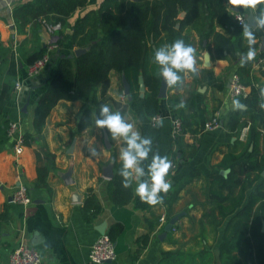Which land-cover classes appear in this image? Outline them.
I'll use <instances>...</instances> for the list:
<instances>
[{"label": "crops", "instance_id": "obj_1", "mask_svg": "<svg viewBox=\"0 0 264 264\" xmlns=\"http://www.w3.org/2000/svg\"><path fill=\"white\" fill-rule=\"evenodd\" d=\"M27 1L30 0H12L13 5L10 6L7 0H0V91L4 83L12 86L10 98L0 110V264H10V254L20 244L37 247L42 252L43 264H157L162 252L168 249L188 252L210 249L215 254L214 264H221L220 243L233 214L221 221L216 201L227 200L212 194V179L216 173L227 176L231 167L245 161L254 147L251 144L248 152L239 158L225 161L228 153L243 152V141L250 130L246 129L244 136L240 137V132L227 125L229 113L236 108L233 101L240 102L239 98H231L229 80L232 74L237 73L244 81L238 70L249 49L243 35L244 26L226 24V20L220 21L216 17L209 37H203L191 25L185 24L180 28L177 24L180 28L176 33L177 40L195 50L196 71L178 72L180 81L168 86L166 96L160 97L162 136L156 154L170 160L172 152H176V167L170 169L169 177L172 185L167 193H160L161 203L149 205L140 200L135 194L138 183L151 185L149 165L153 156L147 157L138 164L144 170L143 176L137 177L134 170H129L132 173V198L123 205H117L111 197L109 183L116 171V163L122 162L120 151L127 148V144L123 137H113L106 127L97 126L96 121L104 118L101 106L106 104L110 112H119L124 121L133 126L132 131L139 132L142 138H147L152 117L145 112L141 100L129 99L124 92L125 73L113 69L109 81L99 85L87 103L83 99H60L48 114L42 130L38 131L34 125L38 98L46 91L49 77L56 70L59 52L70 56L78 47L70 40L66 41L62 51L59 47L54 50L55 61L32 79H26V68L30 63L26 61L27 56L44 47L50 38L57 40L60 37V32L49 34L41 24L22 27L16 21L14 7ZM101 1L89 0L88 6L76 10L69 22L83 15L87 9L98 7ZM237 10L246 16L253 11L259 19L256 6L241 9L228 6L232 14L230 19L234 16L236 21ZM185 13V10L181 11L182 16ZM247 26L251 31L257 30L258 34L255 36L257 46L252 47L256 57L251 60L249 73L244 78L248 77L252 84L264 90V28L250 25L248 19ZM215 32L224 33L234 42L232 51L222 58L215 54ZM113 34L114 31L102 34V41L107 42ZM242 48L247 51H241ZM207 51L210 52V64H206ZM13 57L19 63L16 75L10 73ZM141 77L144 75H139V97H144L140 89ZM19 78H23L24 85L18 91L15 83ZM244 84L250 91L251 85ZM88 104L94 106L92 120L84 129H79L81 112ZM240 105L246 107L242 103ZM176 112L187 120L179 141L171 132V119ZM215 115L220 116L221 126L205 129L204 122ZM11 121L21 123L23 134L31 133L30 143H25L19 156L14 149V138L7 131ZM260 131L258 151L264 152V127ZM93 150L96 155H92ZM48 152L54 153L55 166L46 178L48 185H37L38 167L47 164ZM109 167L113 172L111 176L106 174ZM193 169L197 170L196 175L180 188L176 200L166 202L170 190H174L173 185ZM20 183L27 186L32 197L29 204L13 201V194ZM221 190L230 196L236 195L239 189L223 186ZM88 194H94L102 205L100 211L89 219L86 216L90 214L82 209ZM179 212L183 214L172 230L161 237L168 219ZM162 215L166 216L163 223L160 221ZM118 225L121 229L113 237L117 256L93 262L90 251L95 240L103 232L116 230ZM262 229L264 231V217ZM144 235H148L145 245L142 243ZM244 261L262 264L256 256L255 261L248 257Z\"/></svg>", "mask_w": 264, "mask_h": 264}, {"label": "trees", "instance_id": "obj_2", "mask_svg": "<svg viewBox=\"0 0 264 264\" xmlns=\"http://www.w3.org/2000/svg\"><path fill=\"white\" fill-rule=\"evenodd\" d=\"M88 4L89 0H30L14 7L15 19L22 27L26 24L40 26L42 18L52 21L61 20L64 28L57 39L59 51H62L63 44L68 40L76 47L89 45V48L80 54L75 52L73 55L65 56L59 52L56 70L49 77L46 91L38 98L34 116V125L38 131L42 130L48 114L60 99H83L87 103L92 96L94 97L98 86L109 81L110 71L113 69L125 73L131 84L133 98L141 100L147 115L153 117L160 110L158 91L162 78L159 74L161 68L154 61L156 54L154 45L158 49L170 46L177 40L176 33L185 24L200 31L203 37H209V31L213 29L216 17L220 21L226 20V24L238 25L237 19L234 21V16L230 19L232 14L230 15L228 6L234 9L242 8V6L230 5L228 0H102L98 7L87 9L83 15L70 23L69 18L76 10L86 8ZM182 10L186 11L184 16L181 15ZM262 13H264V0L256 5L259 19ZM177 24H180V28H177ZM112 31L114 34L110 40L103 42L102 34ZM252 32L254 37L258 34L257 30L253 29ZM214 37L217 57L222 58L232 51L234 42L230 37L222 32H215ZM254 46H257V42L251 47ZM241 51L246 52L247 49L242 48ZM43 52L44 47L36 49L27 56L26 61L28 63L34 61ZM250 64L251 61H246L238 69L243 82L251 85L247 96L239 97L240 103L246 107L233 109L227 117V125L237 133L250 122L249 134L243 141V152L239 154L230 152L225 161L239 158L243 153L248 152L251 144H254V147L245 161L231 167L227 176L216 173L212 179V194L227 200L216 201L221 221L233 214L220 243L221 264H247L245 258L255 261V256L264 264L262 229L264 152L258 151L260 128L264 127V91L252 84L248 77L244 78V75L249 73ZM18 66L19 63L13 57L10 66L12 75L17 74ZM140 74L144 75L147 87L144 97H139ZM220 86L223 87L222 84ZM11 90L10 84H3L0 91V110L10 98ZM93 108L92 104H88L82 110L79 129H84L91 122ZM183 122L187 124L185 117ZM161 136V124L151 122L147 134V138L151 140L148 157L154 156L158 151ZM180 136L181 134L176 140L179 141ZM24 137L25 142L30 143L31 133L24 134ZM175 157L176 152L173 151L170 161ZM54 158V153L48 152L47 164L38 167L37 185H48L46 178L51 168L55 166ZM122 168L123 162L116 163V171L109 183L111 197L117 205L127 203L133 196L131 181L130 187H123L124 178L120 175ZM196 173L197 170L193 169L173 185L174 190H170L168 198H165L166 202L176 200L180 188ZM170 175L171 171L166 177ZM223 186L238 187V193L224 195L221 190ZM101 208L102 205L94 194L86 196L82 209L86 214H90L86 216L88 219ZM120 229L121 226L118 225L116 230L110 232L112 238ZM147 237L148 235L142 237L143 245L146 244ZM215 260V254L210 249L194 252L168 249L162 252L157 264H214Z\"/></svg>", "mask_w": 264, "mask_h": 264}, {"label": "clouds", "instance_id": "obj_3", "mask_svg": "<svg viewBox=\"0 0 264 264\" xmlns=\"http://www.w3.org/2000/svg\"><path fill=\"white\" fill-rule=\"evenodd\" d=\"M261 2L262 0H228V3L234 7L242 6L245 8H254ZM257 26L264 28V13L257 20ZM243 35L248 41L249 49L246 60H241V66L246 61H251L256 57V51L251 47L255 43V37L247 25L244 26ZM194 52L195 50L191 46H185L182 40H176L170 46L162 47L156 51L154 61L160 66L161 71L159 74L169 87L176 85L180 81L181 78L177 74L178 72L184 70L196 71ZM233 105L236 108L242 107L239 101H233ZM101 115L104 118L96 121L97 126L106 127L113 137H123L127 144V148L121 149L119 159L123 162V168L120 172V175L124 178L123 187L128 188L131 186L130 176L132 174L129 170H134L137 177L144 175V170L138 164L148 157V153L151 151V140L142 138L139 132L132 131L133 126L126 123L119 112H110L106 104L101 106ZM92 155H96L94 150ZM171 168L172 162L166 156L161 157L156 154L152 157V162L149 165L151 185L142 182L138 183L135 188V194L141 201L149 205H156L162 202L160 193H167L171 187L170 183L165 179Z\"/></svg>", "mask_w": 264, "mask_h": 264}, {"label": "built area", "instance_id": "obj_4", "mask_svg": "<svg viewBox=\"0 0 264 264\" xmlns=\"http://www.w3.org/2000/svg\"><path fill=\"white\" fill-rule=\"evenodd\" d=\"M10 6L13 5L12 0H7ZM235 17L239 25H247V16L241 11H235ZM42 25L49 34L58 33L64 28V24L61 20L52 21L47 18L41 19ZM264 35V30H263ZM59 47L57 40L49 39L44 45V52L41 56L37 57L34 61L30 62L26 68V79H32L39 74L42 70L46 69L50 63L55 61L54 50ZM24 85L23 78H19L15 83V89L21 90ZM249 90L240 76L237 73L232 74L230 78L229 94L231 98H239L247 96ZM153 123H158L162 119V114L157 113L152 118ZM221 126L220 116L215 115L211 119L204 122L205 129H216ZM250 128V122L245 125L240 131V137H243L245 130ZM263 130V129H262ZM8 134L14 138V149L19 156L22 154L25 146V137L22 131V126L19 121L9 122L7 128ZM171 132L176 138L178 135L184 132L183 118L179 113H175L171 119ZM18 160V159H17ZM172 169L176 167V161L171 160ZM166 181L170 182L169 177H165ZM151 184V180H150ZM13 201L22 204H29L32 201V197L28 192V188L25 184L20 183L13 194ZM161 223L166 221V216L162 215L160 219ZM117 256V250L115 242L109 232H103L98 236L92 245L90 251V258L93 262L99 263L105 260L114 259ZM10 264H43L42 252L33 245L20 244L15 247L10 254Z\"/></svg>", "mask_w": 264, "mask_h": 264}, {"label": "water", "instance_id": "obj_5", "mask_svg": "<svg viewBox=\"0 0 264 264\" xmlns=\"http://www.w3.org/2000/svg\"><path fill=\"white\" fill-rule=\"evenodd\" d=\"M248 19V23L254 27L257 26V19L255 17V14L253 11H251L249 13V15L247 16ZM263 40V45H264V35L262 37ZM89 48V45L87 46H81L75 49L76 54H80L81 52L86 51ZM155 50L157 51L158 48L156 47V45H154ZM205 59H206V64H210V52H206L205 54ZM123 85H124V92L128 95L129 99H132V94H131V84L127 78V76L125 74H123ZM228 86H230V80L228 83ZM167 82L164 80V78H161V83H160V87H159V91H158V95L159 97H165L167 94ZM140 89H141V95L144 96L145 94V90H146V84H145V80L143 77L140 78ZM246 106V105H243ZM106 140L108 141V137H106ZM112 169L109 167L106 170V174L108 176L112 175ZM264 174V171H263ZM170 185H172V182L170 183ZM183 214V212H179L177 214H174L173 216H171L168 221L166 222V224L164 225V231L162 232V234H160L161 237L165 236L166 234H168V232H170L172 230V228L174 227L176 221L178 220V218Z\"/></svg>", "mask_w": 264, "mask_h": 264}]
</instances>
